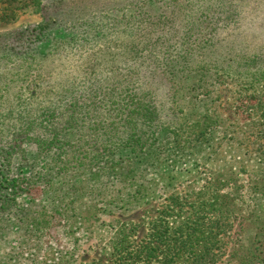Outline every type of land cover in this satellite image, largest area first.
Instances as JSON below:
<instances>
[{
  "label": "rangeland",
  "instance_id": "obj_1",
  "mask_svg": "<svg viewBox=\"0 0 264 264\" xmlns=\"http://www.w3.org/2000/svg\"><path fill=\"white\" fill-rule=\"evenodd\" d=\"M44 1L52 3L45 15L65 16L71 11L72 0H0V81L3 76L9 82L0 97V115L6 121L3 137L14 121L8 117L11 108H42L50 84L71 83L80 92L93 75H140L133 44L124 41L112 22L97 37L99 23L87 29L74 26L62 34L51 30L45 37L11 35L42 21L39 7ZM261 7L250 5L235 16L236 21L221 20L215 28H197V38L188 44L181 15L162 2L106 10L104 15L115 19L144 10L153 21L170 25L164 33L172 44L166 62L176 64L166 67L172 73L157 72L172 78L169 91L176 95L165 106L158 139L145 149L150 151L141 162L145 175H137L147 186L141 197L147 196L123 207L119 198L109 196L120 184L109 182L113 184L104 192L92 185L87 171L61 169L51 152L24 144L25 151L13 159V173L26 181L27 189L18 200L28 216L20 220L11 208L0 212V264H114L113 245L123 234L136 244L155 221L164 219L175 227L203 216L211 217V223L197 227V250L214 253L211 264H263L259 259L264 257V75H254L263 65H256L258 61L249 73L234 69L240 54L264 56V25L253 28L252 23L256 17L264 20ZM105 32L106 38H100ZM64 38H71L73 46L61 45V53L45 54ZM207 38L208 44L203 43ZM12 49L32 53L40 62L24 63L18 55L8 58ZM183 57L193 64L178 72ZM209 59L217 60V66L204 62ZM66 96L71 100L69 92ZM77 139L73 130L63 134L64 141ZM181 264H192L191 258L185 256Z\"/></svg>",
  "mask_w": 264,
  "mask_h": 264
},
{
  "label": "trees",
  "instance_id": "obj_2",
  "mask_svg": "<svg viewBox=\"0 0 264 264\" xmlns=\"http://www.w3.org/2000/svg\"><path fill=\"white\" fill-rule=\"evenodd\" d=\"M102 1L105 3H101V0L92 2L72 0L68 5L71 11L65 16L57 17L54 14L45 15L52 5L51 2H41L39 11L43 17L42 21L11 33L17 39H27L34 35L45 37L51 30L56 31V34H62L65 30L74 29V26L86 25L87 29L93 23H99L94 31L97 37V34L104 32L102 27L112 22L125 36L124 41L133 44L132 50L140 59V75H93L87 78L85 88L80 92L78 87L71 83L50 84L45 91L46 99L48 97L49 99L42 108L31 106L11 108L8 117H13L14 121L7 126L5 137L0 135V212L11 208L13 213L19 215L20 220L21 216H28L18 200L27 189L26 181L22 176L13 173V159L25 151L24 144L29 142L40 152H51V158L61 169L73 166L78 171L81 169L87 171V177L97 189L103 188L105 192L106 186L115 182L120 184L119 191L110 193L109 196L113 200L119 198L123 207L133 201H141L147 196L144 194L141 197V192L147 190V186L139 182L137 175L138 172L140 176L145 175L141 162L146 152H150L145 149L158 139L165 106L175 101L172 99L176 95V93L170 94L169 91L172 89V78L157 72L163 69L164 73H172L173 71H169L166 67L176 64V62H166L172 46L164 35L169 22L153 21L150 14L144 10L115 19L113 16L104 15L106 10L107 12L123 11L130 7H140L147 2H162L181 15L180 22L185 27L183 40L188 44L197 38L195 33L197 28L200 30L212 26L215 28L218 26L217 22L221 20L236 21L235 16L250 5L264 8V0H214L209 5L203 4L202 0ZM92 5L94 10L91 9ZM96 5L103 8L95 7ZM77 8L74 14L73 10ZM252 23L253 28L262 27L264 20L256 17ZM66 25L70 26L66 27ZM106 35L105 32L100 38H106ZM84 37L86 39L87 36ZM96 39L99 38L94 40ZM60 40H63V43L58 45L56 44L58 41H55L45 54L48 55L54 50L61 53L59 47L61 45L65 47L72 42L71 38ZM113 41L118 42L115 39ZM208 41L210 40L207 38L202 42ZM261 53L258 52V56H244L239 53V59H234L236 64L234 69L237 67L241 73H249L250 67L260 61L256 65L263 67L255 70L254 75H264V59H262L264 56ZM15 55L23 56L24 63L40 62L34 61L32 53L14 52L13 49L8 51L7 57L11 58ZM158 56L162 58L159 59ZM186 58L188 57H183L184 62L179 65L178 72L180 69L184 72L188 68L187 63H191ZM204 62L217 66L218 61L212 63V59H209ZM128 64H131L130 61ZM31 66L29 70L32 69ZM41 76L39 75V78ZM2 78L0 97L9 83L6 82V77L1 76ZM66 92L71 94V100H68ZM16 96L15 93L14 97ZM2 117L0 115V132H3L2 126L6 124ZM72 130L78 135L77 141H64L63 134ZM62 156H65L64 161L61 160ZM146 156L150 157L147 154ZM134 185L137 186L136 189L132 188ZM163 212L167 213L164 209ZM205 218L203 216L192 220L185 219L175 227H172L168 221L160 219L151 224L145 239L136 244L127 240L128 234H123V237L113 245V262L114 264H153L154 262L181 264L182 259L188 256L192 264L214 263L216 260L214 253L209 250V252L197 250V227L211 223V217ZM219 222L220 218H217V223ZM259 260L264 264V257Z\"/></svg>",
  "mask_w": 264,
  "mask_h": 264
}]
</instances>
